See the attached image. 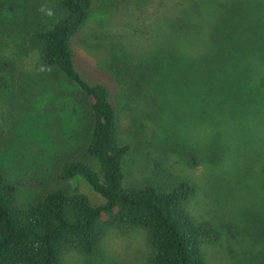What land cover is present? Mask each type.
I'll use <instances>...</instances> for the list:
<instances>
[{"label": "rangeland", "instance_id": "374dc122", "mask_svg": "<svg viewBox=\"0 0 264 264\" xmlns=\"http://www.w3.org/2000/svg\"><path fill=\"white\" fill-rule=\"evenodd\" d=\"M190 1L96 0L76 38L77 66L91 82L111 88L124 140L139 134L142 142L124 163L127 181L194 180L192 215L214 222L221 232L219 240L205 244L208 264H264V0H197L200 7L193 6L196 13L180 32L175 19ZM240 27H254L252 35L262 44L244 45L247 51L237 53L229 37ZM176 46L221 97L181 65L165 68L158 55ZM26 49L14 62L16 90L0 100V164L26 197L46 185H62L78 188L98 205L103 198L82 176L66 184L57 177L67 155L85 156L79 141L82 128L90 126L88 114L82 115L80 102L65 100L72 98L66 89L56 91L58 79L43 66L39 44L30 42ZM118 64L142 76L141 87L130 85L123 68L120 79L113 77ZM157 65L163 66L161 74ZM151 254L144 229L123 227L107 232L97 254L69 251L64 261L150 264Z\"/></svg>", "mask_w": 264, "mask_h": 264}, {"label": "trees", "instance_id": "16d2710c", "mask_svg": "<svg viewBox=\"0 0 264 264\" xmlns=\"http://www.w3.org/2000/svg\"><path fill=\"white\" fill-rule=\"evenodd\" d=\"M196 1H190L189 10L175 19L178 31L182 32L191 14L196 13L193 8L200 7L201 1ZM95 2L0 0V100L17 88L13 84L17 77L14 62L27 52L28 43L39 44L43 66L58 79V84H54L58 86L56 91L66 89L72 98L65 100L72 104L73 99L80 102L82 115L88 114L90 119V126L82 128L85 141H79L85 158L67 155L58 182L66 184L82 176L103 198L102 203L93 205L78 188L70 190L62 185H46L40 194L26 197L18 181L0 164V264H65L64 257L69 251L92 256L99 252L110 229L123 227L147 232L152 248L150 264H208L205 244L219 240L221 232L214 222L192 215L189 203L197 194V184L190 178L177 176H169L164 185L130 184L124 163L142 142L139 134L136 132L132 140H124L119 102L114 101L111 88L103 82H91L77 66L74 45L91 18ZM223 4L226 5L225 0ZM42 6L51 9L54 15L43 14ZM245 28L240 27L232 37L227 34L236 44L237 53L247 51L244 45L262 44L252 35L254 27L242 32ZM158 56L167 70L172 65H181L192 79L202 78L217 99L222 96V92L209 85L207 74L182 59L177 46L166 47ZM121 65L115 72L111 69L113 77L120 79L123 68L131 76L130 85L141 87L142 76L137 77ZM162 67L157 65L158 74ZM133 125L137 128V124ZM193 159L194 164L199 162L197 157Z\"/></svg>", "mask_w": 264, "mask_h": 264}, {"label": "clouds", "instance_id": "9594fccd", "mask_svg": "<svg viewBox=\"0 0 264 264\" xmlns=\"http://www.w3.org/2000/svg\"><path fill=\"white\" fill-rule=\"evenodd\" d=\"M40 11L45 14L48 17H52L54 15L53 11L49 8H46L44 6L41 7Z\"/></svg>", "mask_w": 264, "mask_h": 264}]
</instances>
